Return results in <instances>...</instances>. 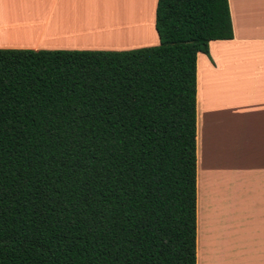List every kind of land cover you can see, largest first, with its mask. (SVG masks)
<instances>
[{"label":"trees","instance_id":"obj_1","mask_svg":"<svg viewBox=\"0 0 264 264\" xmlns=\"http://www.w3.org/2000/svg\"><path fill=\"white\" fill-rule=\"evenodd\" d=\"M155 31L0 50V264H196V56L228 0H157Z\"/></svg>","mask_w":264,"mask_h":264},{"label":"crops","instance_id":"obj_2","mask_svg":"<svg viewBox=\"0 0 264 264\" xmlns=\"http://www.w3.org/2000/svg\"><path fill=\"white\" fill-rule=\"evenodd\" d=\"M156 4L0 0L8 22L0 20V50L155 47ZM228 4L233 38L211 41L208 55L196 56V264H264V0ZM117 8L122 24L138 28L130 43L106 37ZM145 39L151 43L137 45Z\"/></svg>","mask_w":264,"mask_h":264},{"label":"bare ground","instance_id":"obj_3","mask_svg":"<svg viewBox=\"0 0 264 264\" xmlns=\"http://www.w3.org/2000/svg\"><path fill=\"white\" fill-rule=\"evenodd\" d=\"M116 7V6H115ZM121 9V10H120ZM120 11V12H119ZM121 11H122V8H117V9H114V25L117 23V25L115 26H110V33H106V37L108 38H113L115 40H132V37L138 35V28H135L133 25H131L130 27H126L124 24H122V17H121ZM107 12V11H106ZM2 19V22H5L6 19L4 20V18H0V20ZM5 24H8V22L4 23ZM2 26V24L0 25ZM94 35H95V40L98 41V40H101L102 39V32L100 29L98 28H94ZM119 38H124V39H119ZM99 42V41H98ZM130 43V41H129ZM128 43V44H129Z\"/></svg>","mask_w":264,"mask_h":264},{"label":"rangeland","instance_id":"obj_4","mask_svg":"<svg viewBox=\"0 0 264 264\" xmlns=\"http://www.w3.org/2000/svg\"><path fill=\"white\" fill-rule=\"evenodd\" d=\"M149 43H151V41H148L147 39H145V41H143V43H139V44H137V45H141V44H143V45H145V44H149ZM155 46H157V45H155ZM149 47H153V46H146V47H142V48H149ZM133 50H135V49H133Z\"/></svg>","mask_w":264,"mask_h":264}]
</instances>
